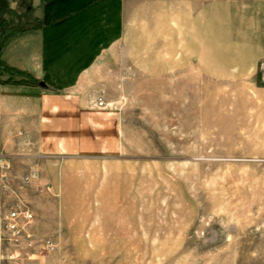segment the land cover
I'll use <instances>...</instances> for the list:
<instances>
[{
  "label": "rangeland",
  "instance_id": "rangeland-1",
  "mask_svg": "<svg viewBox=\"0 0 264 264\" xmlns=\"http://www.w3.org/2000/svg\"><path fill=\"white\" fill-rule=\"evenodd\" d=\"M97 8L84 13L92 35ZM9 9L0 0V23H24ZM222 57L211 75L96 86L115 145L66 161L35 199L32 264H264V83L259 69L253 84L222 77Z\"/></svg>",
  "mask_w": 264,
  "mask_h": 264
},
{
  "label": "crops",
  "instance_id": "crops-1",
  "mask_svg": "<svg viewBox=\"0 0 264 264\" xmlns=\"http://www.w3.org/2000/svg\"><path fill=\"white\" fill-rule=\"evenodd\" d=\"M2 1L42 28L0 47V60L38 82L0 83V160L8 166L0 168V238L15 206L38 214L35 199L66 179V161L98 159L115 145L116 114L95 106L107 101L96 86L211 75L214 52L229 62L222 77L253 84L264 59V0ZM93 6L104 22L94 35L84 14ZM7 252L0 241V254Z\"/></svg>",
  "mask_w": 264,
  "mask_h": 264
},
{
  "label": "built area",
  "instance_id": "built-area-1",
  "mask_svg": "<svg viewBox=\"0 0 264 264\" xmlns=\"http://www.w3.org/2000/svg\"><path fill=\"white\" fill-rule=\"evenodd\" d=\"M259 75L264 83V61L258 65ZM97 107L103 106V101L99 98L96 101ZM5 162L0 160V168H7ZM33 213L25 206L17 205L12 208L2 219V237L7 245L8 252L0 254V264H32L30 250H34L35 245L40 240L32 231ZM49 249L51 243H43Z\"/></svg>",
  "mask_w": 264,
  "mask_h": 264
},
{
  "label": "trees",
  "instance_id": "trees-1",
  "mask_svg": "<svg viewBox=\"0 0 264 264\" xmlns=\"http://www.w3.org/2000/svg\"><path fill=\"white\" fill-rule=\"evenodd\" d=\"M0 27L2 28L0 35V47L7 40L10 35L20 34L27 31H32L42 28V22L35 19H29L21 24L6 25L1 22ZM0 83H16V84H37V80L28 74L27 72L21 71L17 68L7 65L0 60Z\"/></svg>",
  "mask_w": 264,
  "mask_h": 264
},
{
  "label": "water",
  "instance_id": "water-1",
  "mask_svg": "<svg viewBox=\"0 0 264 264\" xmlns=\"http://www.w3.org/2000/svg\"><path fill=\"white\" fill-rule=\"evenodd\" d=\"M40 86H43V84L41 83Z\"/></svg>",
  "mask_w": 264,
  "mask_h": 264
}]
</instances>
